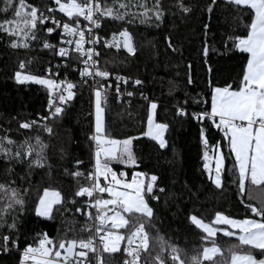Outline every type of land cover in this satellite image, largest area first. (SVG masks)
I'll list each match as a JSON object with an SVG mask.
<instances>
[{
    "label": "snow or ice",
    "instance_id": "1",
    "mask_svg": "<svg viewBox=\"0 0 264 264\" xmlns=\"http://www.w3.org/2000/svg\"><path fill=\"white\" fill-rule=\"evenodd\" d=\"M58 7L59 12L69 18V21L62 22L57 20L51 13L54 8L48 6V0H40V4H28L26 0H0V13L6 17L9 12L13 13L12 18L0 20V32L10 37L8 46L28 49L32 41L38 39V25L42 26L44 31L49 34L57 29L60 31L59 44L74 47L59 46L50 43L47 39L42 42V48L53 50L54 54L61 59L71 58L76 54V59L83 64V67L77 70L80 77L103 78L108 81L110 73L107 70H101L98 67L99 53L93 47H85V44L93 45L99 43V38L94 36L93 30L101 28L102 21L109 18L113 21H126L131 23L136 14L131 12V0L128 3L122 0H68L67 3L62 0H53ZM225 5L238 10L232 20L236 23L237 29L243 19V14L247 12L249 23L245 24L240 30V34L228 35L224 41L225 47L229 42L231 47L246 53V62L244 63L237 78L231 82H225L223 86H211L210 111L201 110L199 112L187 111V100L184 106L176 107V114L179 116H189L198 123L209 120L212 125L223 132V139L227 141L229 155L234 156L235 162L230 172L236 174L237 179L233 182L238 184L240 194H244L247 185L259 186L264 191V0H223ZM178 11L184 14H190L193 9L185 4L184 0H176L174 5ZM219 6V0H211L206 5L209 13L215 11ZM144 8L141 13L143 17L151 19L148 13L151 11L157 21H162L165 15V5L163 0H155L152 9L140 4ZM124 9L125 11H121ZM45 12L49 13L46 15ZM80 17H83L87 24L81 25ZM51 20L54 27H47L45 21ZM146 22L142 19L141 23ZM207 29L208 25L205 24ZM85 30H87V39ZM11 37H15L12 39ZM72 37L73 39H65ZM118 37L123 38L122 47L129 54H135V47L132 42V36L127 27L122 28L118 33H112V39L106 40V46L121 47ZM167 47L173 51L177 49L173 46L169 37ZM209 51L207 43L203 45V54L207 56ZM86 57V58H85ZM25 60L18 61V68L14 72V78L17 82H35L46 86L48 90V114L40 116L39 120L21 121L20 129H31L33 126L41 127L49 136L56 135L53 123L60 120L65 115V105L76 95L74 89L76 84L65 80L57 82L55 79L45 78L42 75H33L25 71ZM51 69H46L50 72ZM211 71V69H209ZM116 99L120 100V82L128 83L129 77L116 76ZM86 84L87 81L84 80ZM141 80L136 79L134 84L140 85ZM188 84H192L191 76L188 77ZM211 85V82H209ZM111 83L96 82L91 86L94 96L95 123L94 130L88 134V140L94 142L93 156L95 164L86 171H81L84 161L79 158L74 159L70 170L63 168V174L71 177L75 184L71 190L66 193L71 199L65 201L64 195L60 189L55 187H44L42 194L37 193V201L34 202L35 214L40 217L51 219L54 206H63L65 202L76 204L75 198H80L83 203L76 207V212H81L87 218L80 231H91L87 239L73 238L67 239V232L64 238L59 240L50 238L47 233L37 234L33 237V242L25 239V247L21 250L18 238L20 235L19 223L20 216L27 207V196L30 187H17L14 179H8L7 182L0 181V254H8L13 250L18 253V264H104L101 257V250L96 246L101 244L102 252L113 254L121 252L120 242L127 241L122 252L126 254L121 264H264V197L261 198L260 207L249 203L248 208L257 219H234L221 212L215 214L211 223H205L196 215H190L189 219L197 228L202 229L206 235L202 236V241H210L211 246H204L202 251L197 249L196 253L187 259H181V251L176 244L169 243L159 234V229L153 223L156 218L155 210L150 206V201L159 202L168 190L164 187L157 188L158 177L151 175L146 180L145 174L134 172L131 181L121 179L126 175L123 171L119 174L114 172L109 166L113 160L121 164L135 165L137 163L132 152V136L124 140L111 139L105 130V106L107 105V93ZM53 93L58 97L56 102ZM134 93L128 92L131 97ZM143 96V93H141ZM199 94H197L198 96ZM147 99V97H144ZM194 104H206L205 100H197L191 97ZM157 103L154 100L149 101L147 105V132L142 135L150 136L157 141L160 148L166 146L164 132L169 127L166 123H157L154 121V115L157 110ZM51 121L52 123H50ZM3 135H0V158L5 161L3 172L8 177L15 174L14 165H26L23 175H18L17 179L21 184L27 182L34 170L48 169L51 174L53 165L49 163L46 154L48 145L44 143L39 135L35 137H25L17 142L9 135L10 129H0ZM206 129L201 126L199 130L200 139L205 147L208 140L205 135ZM120 145L119 151L116 146ZM61 160L67 157L63 148L60 149ZM105 159L102 162L101 157ZM207 161V152L204 154ZM227 156L219 151L217 146V155L215 156L216 167L215 175L211 176L212 183L217 188L223 187L222 173L225 171V160ZM205 169H209L207 162ZM81 178L87 181V185L81 184ZM103 178V184L101 183ZM107 193L108 199L100 198V194ZM251 196V193L248 192ZM171 194L165 198V205L168 204ZM84 197L89 199L84 200ZM95 209V216L88 209ZM126 215L128 218H126ZM95 220L96 223H89ZM213 225H227L226 228H216ZM147 228L155 229L157 235L150 237ZM125 229L128 234H121L120 230ZM231 229V230H230ZM239 230L238 232L235 230ZM6 230V231H5ZM73 234L75 230L73 229ZM221 231L225 236L237 237L238 243L231 244L227 248V257L217 261L214 259L218 255L223 257L224 250L218 246L214 239L217 232ZM98 238V240H97ZM247 246V248H245ZM258 250L257 256L253 254ZM89 253L92 254L90 257ZM186 254V253H185Z\"/></svg>",
    "mask_w": 264,
    "mask_h": 264
},
{
    "label": "trees",
    "instance_id": "2",
    "mask_svg": "<svg viewBox=\"0 0 264 264\" xmlns=\"http://www.w3.org/2000/svg\"><path fill=\"white\" fill-rule=\"evenodd\" d=\"M62 1L68 2V0ZM122 2L128 3L129 0ZM175 2L176 0H163L165 15L162 21H157L151 11L148 13L151 19L141 15L144 8L139 5L143 4L148 9H152L155 0H131L133 5L131 12L136 14L135 18L128 17L132 19L131 23L105 18L103 34L109 36L127 27L136 51L135 54H129L122 46L102 47L100 65L105 70L119 71L141 80L139 90L148 100H154L158 105L157 121L169 126L166 130V146L160 148L157 141L142 135L146 130L149 101L117 100L115 97L107 96L104 116L106 134L110 138L119 140L129 136L134 137L131 147L137 161L135 165H127L115 160L111 161L110 165L117 169H125L128 178L131 177L133 170L144 173L145 179L151 175L158 177L157 188L164 187L168 191L161 196L159 202L150 201V206L156 213L153 223L166 241L176 244L183 250L180 254L181 259H187L195 254L197 249L202 251L204 246L211 245L210 241H202L201 237L206 233L192 224L190 215H196L207 223L214 220L217 212L235 219L260 220L261 217L252 213L248 204L260 207L264 191L259 186L248 184L246 192L240 194L238 184L233 182L237 179L236 174L228 171L233 167L235 158L229 155L223 132L209 120L198 123L189 116L182 117L176 114V107L184 106L186 100L188 112H191V109L209 111L211 86H223L225 82L237 78L247 55L232 48L230 42L226 48L224 41L228 35L240 34L239 29L250 22L248 14L247 12L243 14L237 29L232 17L238 10L225 5L223 0H219V6L212 13L206 10V5L211 3V0H201V3L197 2L199 6H191L193 11L190 14L178 11L174 6ZM26 3L40 4V0H26ZM108 3L111 4V0H108ZM51 4H53L52 0H48L49 7ZM0 7L3 5L0 4ZM121 11L125 10L121 9ZM12 17V12H9L7 17L0 13V20ZM142 19L146 22L141 23ZM205 24L208 25L207 29L204 28ZM38 29V39L32 41L28 49L9 47L10 37L0 32V129H10L8 135L17 142L25 137L39 135L48 145L45 151L49 163L53 165L50 175L47 168L37 169L28 178L31 185L27 182L21 184L17 176L24 174L26 165H14L15 174L8 177L3 172L6 162L0 158V181L7 182L11 178L16 181L17 187L31 188L27 196L26 210L20 216L18 238L20 249L25 247V239L31 243L33 237L45 232L56 240L64 238L66 232L67 239H87L91 234V231H80L87 219L83 215V209L79 213L75 211V208L83 203L80 198H75L77 201L75 205L67 202L62 207L56 205L51 219L35 214L34 202L37 201V193L42 194L44 187L58 188L64 195L65 201L71 199L66 193L71 190L75 182L71 177L63 174V168L75 170L72 167L75 158L84 161L81 171L86 173L92 168L93 142L88 140V134L94 130L92 94L85 85H81L76 90L71 105L65 109V115L53 123L56 135L49 136L37 126L31 129L19 128L21 121L39 120L40 116L48 114L46 86L35 82L20 83L14 78L19 60H25L26 63L31 61V70L27 71L30 74L43 76L48 66L57 59L53 50L41 46L45 39L50 41L55 38L47 34L42 26L38 25ZM165 37L170 38L176 51L167 47L168 41ZM205 43L209 48L207 56L203 54ZM189 76L193 80L192 84L187 83ZM191 97L208 103L194 104ZM201 126L206 129L207 147L200 139ZM3 134L0 130V135ZM217 146L227 156L225 171L222 173V188H217L212 183L210 175L214 176V172L204 168L205 152L212 154L217 150ZM61 148L67 153L64 160L60 159ZM81 184L87 185V181L81 178ZM169 194H171L170 199L165 205V198ZM87 199L89 198L84 197V200ZM146 230L150 237L157 235L155 229L146 227ZM121 231L128 233L125 229ZM211 239H214L224 250L223 257L218 255L214 258L217 261L227 257L229 245L238 243L237 237H228L222 232H218ZM122 253L121 249L118 258H121ZM253 254L260 258L258 250H254ZM106 259L112 263L110 257ZM18 261L19 256L15 250L8 254H0V264H18Z\"/></svg>",
    "mask_w": 264,
    "mask_h": 264
},
{
    "label": "built area",
    "instance_id": "3",
    "mask_svg": "<svg viewBox=\"0 0 264 264\" xmlns=\"http://www.w3.org/2000/svg\"><path fill=\"white\" fill-rule=\"evenodd\" d=\"M53 2V0H52ZM80 2V1H78ZM52 8L55 9V11L53 13H51V15H53L57 20H60L62 22H65V21H69V18L67 16H65L63 13L59 12V9L58 7L54 4H51ZM46 15H49V13L45 12ZM80 21H81V25L83 26L84 24H87L88 22L87 21H84L83 20V17H80L79 18ZM45 25L47 27H54V25L52 24L51 20H48V21H45ZM103 26H104V23L102 21V24H101V28L99 30H93V35L98 37L99 38V43H96V44H93V45H88L87 43L85 44V47H93L98 53H99V56L98 57H94V59H97L98 60V67H100L101 70H105L101 67L100 65V57H101V49L102 47H107V48H116V47H113V46H106L105 45V41L108 40L110 41L112 39V34L109 35V36H105L103 34ZM60 31L61 29H57L54 33L52 34H49L51 35L53 38H55L54 40H50L49 42L50 43H53L55 45H57V50H58V47L59 46H64V47H74V44L72 46H69V45H61L59 44V40H60ZM85 34H86V39H87V30H85ZM65 39H73L72 37H65ZM118 39L120 40L121 42V46H122V42H123V39L122 37H118ZM86 58V57H85ZM83 67V64H81L77 59H76V54H72L71 58H64V59H61L59 56H57V59H55L53 61V63L48 66L47 69H51L50 72H46L45 70V73L43 76L47 77V78H51V79H55L57 80V82H59L60 80H67V81H70L74 84H76V87L74 89V92H76V90L81 86V85H85L89 88V90L91 91V94H92V103H93V117L95 116L94 114V96H93V93H92V90H91V86L96 83V82H99V83H105L106 85L108 83H111V87L108 89V93H107V96H112V97H115L116 98V76L117 75H120V76H123V77H129V81L127 84L123 83V82H120V93H121V96H120V100H133V99H144L146 101H151V100H148L145 99L144 97V93L142 91L139 90L138 86L139 85H136L134 84V81L137 79V78H132L130 76H128L127 74L125 73H122V72H119V71H109V73L111 74L110 77L108 78V81H105L103 78H99V77H96L95 79L93 77H85V78H81L80 77V73L79 71L77 70L78 68H81ZM29 71L31 70L28 69ZM27 71V70H25ZM84 80L87 81V83L85 84L84 83ZM128 92H132L134 93L133 96L129 97L127 96V93ZM141 93H143V96L141 95ZM53 96L56 100V102H58V97H56V94L53 93ZM73 100V99H72ZM72 100L70 102H68L64 107L65 109H67L71 103H72ZM46 110H47V113H48V103H47V106H46ZM199 112L198 110H192L191 109V112ZM93 152H94V142H93ZM103 162V161H102ZM95 164V159H94V156H93V165L92 167L94 166ZM112 170L114 172H116L117 174H119L121 171H123L124 173H126V175L124 177H122L121 179H124V180H127L128 178V174H127V171L125 169H117V168H114L112 167L111 165H109ZM101 183L103 184V178H101ZM107 196V193H104V194H100V198H105ZM88 211L92 212L93 213V216H95V209H88ZM91 223H96L95 220H92ZM125 235H127L126 233H124ZM98 240V238H97ZM96 246L101 250V257H102V260L104 262V264H121L122 260L124 259V256L126 254L122 253V256L121 258H118V253H113L111 255L109 254H105L102 252V245L97 243ZM126 246L124 243L121 245V249H123V247ZM23 249V248H22ZM21 249V250H22ZM90 257L92 256L91 253H89ZM107 257H110V260H112V263L111 262H108L107 261ZM114 257H117V258H114ZM92 264H95V261L93 260Z\"/></svg>",
    "mask_w": 264,
    "mask_h": 264
},
{
    "label": "rangeland",
    "instance_id": "4",
    "mask_svg": "<svg viewBox=\"0 0 264 264\" xmlns=\"http://www.w3.org/2000/svg\"><path fill=\"white\" fill-rule=\"evenodd\" d=\"M62 2H64V1H62ZM184 2H185V4H187V5H190V6H192V5H195V6H199V4L197 5V2L198 3H201V0H184ZM64 3H67V2H64ZM239 51V50H238ZM241 52V51H240ZM247 55V54H246ZM31 68V61L30 62H27L26 63V69L25 70H28V69H30ZM28 72V71H27ZM29 73V72H28ZM34 75V74H33ZM45 78H47V77H45ZM29 82H31V81H29ZM215 86H222V85H215ZM211 99V98H210ZM210 108H211V104H209V111H210ZM94 114H95V107H94ZM104 116H105V113H104ZM105 119V118H104ZM154 121L155 122H157V123H162V122H159V121H157V119H156V113H155V115H154ZM94 123H95V116H94ZM147 130H148V123H147V125H146V130H145V132H147ZM150 137V136H149ZM110 138V137H109ZM152 138V137H151ZM164 138H165V140H166V131L164 132ZM111 139H116V138H111ZM116 140H119V139H116ZM122 141V140H121ZM120 145H117L116 146V148H117V151H119V149H120ZM219 151L221 152V150L219 149ZM217 155V150H215V152L214 153H212V154H207V156H208V159H207V163H208V165H209V171L210 172H214V175H215V167H216V161H215V156ZM105 159V158H104ZM113 161H115V160H113ZM134 172H140V171H138V170H133V172L131 173V177L130 178H127V181H131V179H132V174L134 173ZM141 173V172H140ZM144 179H145V177H144ZM146 180V179H145ZM109 197H108V195L104 198V199H108ZM55 207V206H54ZM126 218H128L127 217V215H126ZM235 219V218H234ZM249 219H251V218H249ZM205 222V221H204ZM205 223H207V222H205ZM214 227H216V228H226V227H229V226H227V225H221V226H217V225H213ZM121 230H123V229H121ZM120 230V232H121V234H123V235H125L124 234V232L123 231H121ZM231 230V229H230ZM235 231H239L238 229L237 230H235ZM218 232H221V231H218ZM217 232V233H218ZM223 233V232H222ZM127 244V241L126 240H123V241H121L120 242V247H121V245L122 244ZM211 245H208V247H210ZM258 259V258H257Z\"/></svg>",
    "mask_w": 264,
    "mask_h": 264
},
{
    "label": "crops",
    "instance_id": "5",
    "mask_svg": "<svg viewBox=\"0 0 264 264\" xmlns=\"http://www.w3.org/2000/svg\"><path fill=\"white\" fill-rule=\"evenodd\" d=\"M103 158V156L101 157V159Z\"/></svg>",
    "mask_w": 264,
    "mask_h": 264
},
{
    "label": "water",
    "instance_id": "6",
    "mask_svg": "<svg viewBox=\"0 0 264 264\" xmlns=\"http://www.w3.org/2000/svg\"><path fill=\"white\" fill-rule=\"evenodd\" d=\"M123 39V38H122ZM126 50V49H125Z\"/></svg>",
    "mask_w": 264,
    "mask_h": 264
}]
</instances>
